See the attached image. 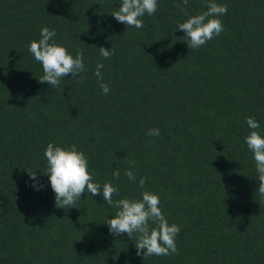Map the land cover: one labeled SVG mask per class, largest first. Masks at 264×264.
<instances>
[{"label":"trees","instance_id":"trees-1","mask_svg":"<svg viewBox=\"0 0 264 264\" xmlns=\"http://www.w3.org/2000/svg\"><path fill=\"white\" fill-rule=\"evenodd\" d=\"M215 2L227 5L224 31L190 50L177 22L206 11V0H157L140 29L111 15L122 0H0V264H264V196L245 143L250 116L264 137V0ZM42 27L73 57L83 51L82 84L39 82L28 48ZM101 46L114 55L102 58ZM49 143L82 151L93 182L119 188L114 200L157 194L181 228L179 254L137 256L136 234L110 233L117 209L102 192L58 208Z\"/></svg>","mask_w":264,"mask_h":264},{"label":"clouds","instance_id":"clouds-1","mask_svg":"<svg viewBox=\"0 0 264 264\" xmlns=\"http://www.w3.org/2000/svg\"><path fill=\"white\" fill-rule=\"evenodd\" d=\"M184 7L188 5V0H183ZM207 10L188 16L184 22H177L178 30L185 33L184 40L190 50L199 49L214 37L219 36L224 27L220 16L227 14V5L217 4L215 0H206ZM180 7L179 5H176ZM157 11V0H122L117 11L112 12V16L117 22L126 26L140 29L144 27L142 17L147 14L154 15ZM184 12V8L181 9ZM185 15L187 13L185 12ZM41 39L33 40L28 51L35 60L42 65L43 75L39 78L40 83H48L52 88L59 87L61 80L71 77L76 83H83L81 76L86 70L84 54L81 49L76 50L73 57L67 49L54 41L55 29L42 27L40 30ZM50 41H52L50 43ZM102 58L108 59L114 55V50L99 47ZM103 63H97L95 75L100 80L99 87L103 95L110 92V85L103 82L101 69ZM246 123L250 134L245 137L248 149L254 155L256 170L258 173L259 194L264 196V137L257 131L259 123L253 117H248ZM149 136H160V130L150 128L147 132ZM47 160V176L50 186L55 195L56 206L58 208H73L86 191L92 196L101 195L103 200L110 207L117 209L116 215L107 221L110 233L121 235L126 233L129 238L136 234L135 243L137 256L144 259L151 256H168L179 254L176 237L181 231L180 226L175 223L170 224L166 216L162 213L160 198L157 194L143 191L141 199H113L114 194H119V188L111 183L93 182V176L88 171V159L82 151H78L75 145L65 149L49 143L44 151ZM134 164L135 162L132 161ZM119 169L113 172V178H119ZM125 175L130 181H135L134 172L129 169ZM34 182V187L39 190L42 185L36 184L37 173H29ZM146 178L141 177L138 186L143 189ZM77 208V207H76ZM155 225V227H152Z\"/></svg>","mask_w":264,"mask_h":264}]
</instances>
